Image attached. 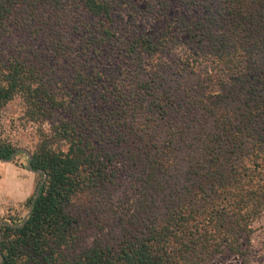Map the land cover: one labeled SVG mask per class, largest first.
<instances>
[{"label": "trees", "instance_id": "16d2710c", "mask_svg": "<svg viewBox=\"0 0 264 264\" xmlns=\"http://www.w3.org/2000/svg\"><path fill=\"white\" fill-rule=\"evenodd\" d=\"M121 1L0 0V36L8 25L28 22L33 32H47L52 57L69 60L71 26L63 16L79 10L97 20L96 52L114 38ZM180 2L201 18L167 24L160 37L163 44L182 38L196 44L180 58L195 80L182 100L127 71L103 98L119 128L104 147L96 112L68 114L71 100L89 96L100 76L80 69L55 80L31 60L0 58V109L20 99L23 117L38 124L26 168L41 178L25 218L0 225V264H207L223 254L244 257L252 224L264 213V0ZM156 45L138 38L127 51L140 58ZM57 114L65 119L55 121ZM118 144L123 153L114 151ZM15 155L0 140V161ZM124 182L128 189L116 194ZM76 201L88 206L83 215L74 212ZM93 230L98 234L89 240Z\"/></svg>", "mask_w": 264, "mask_h": 264}, {"label": "rangeland", "instance_id": "374dc122", "mask_svg": "<svg viewBox=\"0 0 264 264\" xmlns=\"http://www.w3.org/2000/svg\"><path fill=\"white\" fill-rule=\"evenodd\" d=\"M65 15V24L71 26L66 39V45L72 52L69 60L52 57L48 53L47 32H33L34 26L28 22L10 24L3 30L0 36V58L3 62L13 57L31 60L45 73L48 71L47 76L52 75L55 80H68L80 69L85 76L89 71L100 76L89 96L71 100L68 114L72 116L75 111L89 114L90 108L96 112L100 120L97 126L104 135L103 139L98 136L96 138L103 143L102 147L117 140L112 130L119 132V128L111 124L114 119L112 108L103 98L112 84H118L124 79L127 71L132 76L137 74L143 78L149 86L154 87L155 92H172L177 98H185L182 93L188 90L189 82L195 78L190 68L182 65L180 58L187 54L186 45L195 48L196 44L185 38L176 43L163 44L160 37L167 24L181 19L192 23L201 18L192 14L180 0H122L114 12V38L96 52L91 48L96 40L94 28L98 26L97 20L79 10ZM138 38H147L157 43L154 51L140 58L129 56L127 49ZM198 40V37L194 38L195 42ZM144 61L147 67L142 64ZM23 114L24 107L20 99L0 109V140L16 148L13 160L0 161V225L2 222H19L24 219L28 211V200L40 186V176L26 168L27 155L36 145L39 127L38 124L26 121ZM64 117L57 114L54 120ZM46 128L47 125L44 126ZM106 139L110 141L106 142ZM113 149L123 153L126 147L118 144ZM126 182H130L129 179ZM128 184L121 183L116 194L127 190ZM85 206L88 207L76 201L72 208L74 212L83 215L81 209ZM87 227L90 228L88 224ZM97 234L96 230L87 231L89 240ZM243 252L244 257L223 254L207 264H243L244 260L247 264H264V213L253 222L252 233Z\"/></svg>", "mask_w": 264, "mask_h": 264}, {"label": "water", "instance_id": "95a60500", "mask_svg": "<svg viewBox=\"0 0 264 264\" xmlns=\"http://www.w3.org/2000/svg\"><path fill=\"white\" fill-rule=\"evenodd\" d=\"M12 160V159H11ZM38 190V189H37Z\"/></svg>", "mask_w": 264, "mask_h": 264}]
</instances>
